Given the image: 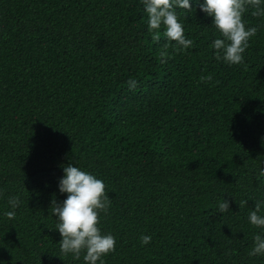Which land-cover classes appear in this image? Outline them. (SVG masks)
<instances>
[{
	"label": "trees",
	"instance_id": "trees-1",
	"mask_svg": "<svg viewBox=\"0 0 264 264\" xmlns=\"http://www.w3.org/2000/svg\"><path fill=\"white\" fill-rule=\"evenodd\" d=\"M190 2L175 11L193 45L177 52L163 25L153 41L142 0H0V264H85L50 212L69 163L106 185L104 264H264L249 255L264 236L249 220L264 201V16L248 7L257 34L228 64L205 0Z\"/></svg>",
	"mask_w": 264,
	"mask_h": 264
},
{
	"label": "clouds",
	"instance_id": "clouds-1",
	"mask_svg": "<svg viewBox=\"0 0 264 264\" xmlns=\"http://www.w3.org/2000/svg\"><path fill=\"white\" fill-rule=\"evenodd\" d=\"M145 11L148 14L149 31L152 39L159 42L161 39V25L164 26V35L177 44L176 51L186 50L193 45L191 39L184 34V27L179 21L175 7L193 9L190 0H142ZM262 0H205L200 4V9L213 17V24L221 33L222 38L212 42L211 47L216 50V59L224 60L228 64L243 63V53L249 47V38L257 34V27H246L243 14L248 7H252L253 16H264ZM168 45H164L167 49ZM166 51H161L158 59L166 63L168 57ZM202 81L210 82L212 76L201 77ZM129 89L134 90L138 86L136 80L130 79ZM65 176L59 182L61 193H67L63 203H58L55 198L51 201L50 212L58 218L56 229L62 236L60 251L67 255L71 253L74 259H80L82 251L85 252L83 260L85 264H104L102 257L115 251L116 240L111 234H102L100 227V213L107 214L111 200L106 194V185L102 179L94 174L81 170L78 166L69 163L64 167ZM259 175L264 176V169ZM21 203L19 197L9 199L13 209ZM246 201L239 205L243 207ZM264 201L255 203V210L249 214L250 222L257 227L264 228V215H259ZM221 213L230 210V201L225 197L219 202ZM5 215L12 219L15 211H9ZM141 243L147 245L151 236L142 235ZM251 256L264 255V236L255 235L254 246L249 253Z\"/></svg>",
	"mask_w": 264,
	"mask_h": 264
}]
</instances>
